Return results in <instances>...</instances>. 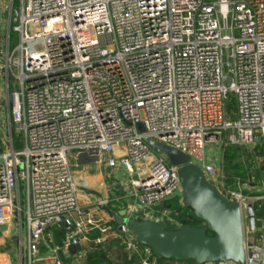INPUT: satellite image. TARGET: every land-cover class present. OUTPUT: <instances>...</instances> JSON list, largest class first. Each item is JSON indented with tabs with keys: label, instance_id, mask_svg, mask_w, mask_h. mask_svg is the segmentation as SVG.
Wrapping results in <instances>:
<instances>
[{
	"label": "built area",
	"instance_id": "obj_1",
	"mask_svg": "<svg viewBox=\"0 0 264 264\" xmlns=\"http://www.w3.org/2000/svg\"><path fill=\"white\" fill-rule=\"evenodd\" d=\"M6 2L0 228L16 232L17 263L192 264L156 256L106 216L166 231L192 220L178 168L152 140L239 205L244 264H264V0ZM91 165L107 196L87 186Z\"/></svg>",
	"mask_w": 264,
	"mask_h": 264
},
{
	"label": "water",
	"instance_id": "obj_2",
	"mask_svg": "<svg viewBox=\"0 0 264 264\" xmlns=\"http://www.w3.org/2000/svg\"><path fill=\"white\" fill-rule=\"evenodd\" d=\"M138 128L144 132L142 124ZM155 152L165 156L178 168L185 206L202 221L203 227L184 226L166 231L153 222L127 220L110 213L118 225H126L128 233L156 256L176 262L195 264L245 263L244 232L240 207L229 202L207 181L203 171L190 164L189 156L165 145L148 140ZM262 216V212L257 213ZM250 231H254V212L249 209ZM212 234V235H209ZM66 259L69 255L65 256Z\"/></svg>",
	"mask_w": 264,
	"mask_h": 264
},
{
	"label": "crops",
	"instance_id": "obj_3",
	"mask_svg": "<svg viewBox=\"0 0 264 264\" xmlns=\"http://www.w3.org/2000/svg\"><path fill=\"white\" fill-rule=\"evenodd\" d=\"M3 15L4 13H1L0 14V18H3ZM1 21V19H0ZM4 24V23H3ZM2 25L0 23V29H2ZM7 98V85H6V79L5 78H2L0 79V99H6ZM7 117V110L4 111V112H0V126H1V123L2 121ZM4 132V131H3ZM4 136V133L0 134V138H2ZM86 180L88 183V187L92 188V190L94 191H98L101 195L103 196H107L106 194V188H105V183L101 180L100 176H96V177H89L87 176L86 177ZM109 210V209H108ZM110 210H115L113 209L112 207L110 208ZM109 210V211H110ZM106 216L109 218V213L106 211ZM111 216V215H110ZM112 217V216H111ZM111 219V218H110ZM113 219V217H112ZM115 222V220H114ZM113 222V223H114ZM8 230H10L11 232V236H13V240L15 239V234L16 232L14 230H12L10 227H4ZM0 229H3V228H0ZM14 234V235H13ZM12 239V237H10ZM15 241H14V245H15ZM2 245H0L1 247ZM14 247V246H13ZM43 254H46V249H43ZM66 255L63 256V260L65 261V264H72V261L66 259L65 257ZM105 263L104 264H110L108 262V260H106L105 258L102 259ZM18 253H16L14 251V248H12L11 250L9 251H5L4 249L3 250H0V264H18ZM35 264H54L52 261H41V262H37Z\"/></svg>",
	"mask_w": 264,
	"mask_h": 264
},
{
	"label": "rangeland",
	"instance_id": "obj_4",
	"mask_svg": "<svg viewBox=\"0 0 264 264\" xmlns=\"http://www.w3.org/2000/svg\"><path fill=\"white\" fill-rule=\"evenodd\" d=\"M6 7H7L6 0H0V14L6 12ZM0 19H1L0 23H1L2 27H3L2 29H0V41H1L2 44H4L6 39H7V31H6V28H5L4 24H3L5 18H0ZM12 130H13V128H12ZM2 133H5V129L3 130L2 127L0 126V134H2ZM208 156L212 158L211 160H212L213 164L218 166V164L220 162V159L222 157L221 153L217 149L215 151H213L212 149H209L208 150ZM70 163H71V165H73V167L75 166V161L74 160L70 159ZM97 168L98 167L96 165H91V167L87 168L86 175L89 176V177L98 176L99 173H96V174L94 173L97 170ZM10 237H12V239ZM0 245H2L0 247V250L4 249L5 251H9L12 248H14V251L16 253H18V249L16 250V247L14 245L13 236H11L10 230H8L6 228L0 229Z\"/></svg>",
	"mask_w": 264,
	"mask_h": 264
},
{
	"label": "trees",
	"instance_id": "obj_5",
	"mask_svg": "<svg viewBox=\"0 0 264 264\" xmlns=\"http://www.w3.org/2000/svg\"><path fill=\"white\" fill-rule=\"evenodd\" d=\"M236 159H237V151H235V150H229L227 152V154H226V161H225L226 167H227L226 168V171L229 172L228 167L231 166V164ZM238 171H239L238 174H235L236 177H240L242 180H244L246 178L245 173H243V172L241 173L240 170H238ZM233 175L234 174L229 173V176L231 178H228L227 179V182L228 183H231L232 182V179H233L232 176ZM184 223H185V225L192 226V227H203V224H204L202 221L198 220L195 216H192V220L191 221L190 220L189 221L185 220ZM209 235H212V234H209ZM104 263L105 262L102 260V258L100 256H98L97 254L96 255L94 254V255H90L89 256V264H104Z\"/></svg>",
	"mask_w": 264,
	"mask_h": 264
}]
</instances>
